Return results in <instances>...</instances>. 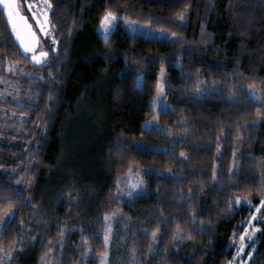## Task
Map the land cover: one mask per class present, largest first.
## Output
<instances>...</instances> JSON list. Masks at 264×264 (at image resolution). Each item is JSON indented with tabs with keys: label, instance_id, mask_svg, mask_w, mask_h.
<instances>
[{
	"label": "trees",
	"instance_id": "16d2710c",
	"mask_svg": "<svg viewBox=\"0 0 264 264\" xmlns=\"http://www.w3.org/2000/svg\"><path fill=\"white\" fill-rule=\"evenodd\" d=\"M49 2L59 59L54 67L32 65L44 81L51 73L58 84L4 72L7 62L29 60L10 41L0 8V88L8 98L4 105L23 114L0 123V213L17 212L0 243L11 248L13 241L35 237L13 253L16 264H99L108 195L121 164L134 162L150 190L121 207L131 220L128 241L143 263L228 264L233 232L243 230L264 196V119L253 126L259 105L247 90L264 94V3ZM185 10L186 19L178 21ZM108 11L176 37L131 34L119 21L105 42L96 26ZM161 68L172 109L160 119L171 126L184 119V139L167 140L142 126L153 111L150 97ZM201 81L216 90L198 94ZM260 111L264 116V107ZM164 142L174 149L151 147ZM234 194L249 196L250 205L229 212ZM154 233L158 245L151 251ZM255 240L248 264H264V225Z\"/></svg>",
	"mask_w": 264,
	"mask_h": 264
},
{
	"label": "rangeland",
	"instance_id": "374dc122",
	"mask_svg": "<svg viewBox=\"0 0 264 264\" xmlns=\"http://www.w3.org/2000/svg\"><path fill=\"white\" fill-rule=\"evenodd\" d=\"M21 10L25 11L23 4L21 3ZM185 11L181 13H185ZM118 19L114 22V24L121 21L123 28L131 34H137V35H143V36H149V37H155V38H167V39H174L176 35H173L174 32L161 29V28H154L149 23L140 22L134 19H131L129 17L119 16L115 14ZM186 19V15H185ZM100 23L97 24L96 30L101 32L100 29ZM52 39V38H51ZM46 42H43L40 44L39 47H43L45 50L47 46L53 47L51 41L49 38L45 40ZM29 60V59H28ZM15 65V71H9V67ZM21 69L23 71H21ZM4 72L10 75H16L20 74L23 76H37L41 77V73L37 71V69L30 63L27 62H7L4 67ZM166 73L164 70V93L162 96H160V101H163L165 105H168L169 108L167 111L172 109V104L170 100L167 97L166 92ZM161 81V69L158 72L157 76V82H156V88L155 92L150 97V103L152 105L153 111L152 114L143 120L142 126L147 129H151L154 131H157L159 133L165 134L167 140L172 139H184L186 136V131L188 124L187 122L182 118H176L175 121L177 124L174 126H171L169 122H165L160 119V114L163 112L161 109V105L159 102H156L157 98V84ZM201 92L198 94H202L206 91L208 92H214L216 90L214 84L201 81L200 86L198 87ZM248 92H257L261 93L260 89H247ZM8 100L6 95L4 94L3 90L0 88V123L5 122L6 124L14 123L16 122V119H20L23 115L21 112L9 108L4 103ZM155 117V119H154ZM151 147L155 149H174V147L167 142L164 143H155L152 144ZM180 154L184 152H179ZM185 156V154L183 155ZM32 169L31 162H28L26 170ZM31 176L25 175L23 177L24 181L30 182ZM133 185H137L135 189H133ZM150 188L146 184V178L142 173L141 168L134 162H126L122 163L120 168L118 169L116 176H115V184L113 189L111 190L110 194L108 195V205H107V211L105 213L104 218L110 217L109 220H105L104 225V231L102 233V239L104 241L105 235H108V242L105 244L104 242V249L97 253L96 257L98 259L99 264H101V255L105 252L107 253V264H144L143 261L140 259L139 252L136 249L135 244H131L128 239L130 236V230H131V220L128 215H126L122 210V203L127 199L135 198L139 195H147L149 193ZM128 192H133V196L129 197L127 195ZM247 198L250 201V197L243 194H234L232 197V200L234 198ZM264 200V196L262 197L261 201ZM260 201V202H261ZM260 208V211L257 212L256 209ZM12 210V209H11ZM4 212L0 213V217H3ZM253 215H256L258 217H264V208L260 207V203L254 207L253 212L246 218L243 222V230L241 232H233L231 239L229 241V245L233 247L234 253L231 258V260L228 262V264H231L233 261V257L237 256V247L233 246L232 241L234 239H238L240 235L243 234L244 229L248 228V224L246 223L249 218ZM253 225L255 227L262 229V226L264 225V221L258 222L256 220L252 221ZM110 227L111 231L108 232L107 229ZM249 231H251V228H249ZM258 233V232H257ZM256 233V236H257ZM256 239V237H255ZM158 241L156 238H152L150 243V249L155 250L157 248ZM255 248V245L253 246ZM10 247H5L2 243H0V250L2 251H9ZM90 249V247H88ZM87 249V251H88ZM154 252V251H153ZM252 252L251 247H246L244 250V253L240 258L237 259L236 264H243L244 260L248 261V253ZM90 254V253H89ZM114 255V257H112ZM114 258V260H112ZM49 264V263H48Z\"/></svg>",
	"mask_w": 264,
	"mask_h": 264
},
{
	"label": "snow or ice",
	"instance_id": "6c2138e0",
	"mask_svg": "<svg viewBox=\"0 0 264 264\" xmlns=\"http://www.w3.org/2000/svg\"><path fill=\"white\" fill-rule=\"evenodd\" d=\"M260 2L264 3V0H260ZM0 6L3 7L7 11V18H8V24L10 25V34L9 39L11 41L12 36L15 37V41L13 42H19V49H22V55L25 56L26 59H29L30 63L36 65V66H49L54 67L55 62L59 59V56L56 54L57 49L54 47L58 43V41L55 39V25H49L51 22L48 19V13L52 12V4L49 2V0H41L39 4H30L28 5V10L32 12V16L35 19L37 25L39 26V31L44 35L51 37V43L53 47H51L50 51L52 52V56L49 55L48 51H45L43 47H39L40 45V38L36 36V33L31 30L32 26L30 24H27V18L20 16L21 11V4L20 0H0ZM35 9V11H33ZM185 13H180L177 16L178 21H184L185 20ZM16 17H19L20 20H23L27 29H28V37L29 39H25L21 34V29L18 27L16 22ZM118 19V17L112 12L108 11L104 14L101 23H100V29L101 35L105 42H107L108 35L113 31L115 24L114 22ZM175 35V33H173ZM3 45V37H0V46ZM28 54H31L30 56ZM3 57H0V60H2ZM9 71H15V65H12L8 69ZM21 71H23L21 69ZM42 81H44L43 77H39ZM164 69L161 68V81L157 84V98L156 102H159L161 105V109L163 111H167L169 106L165 105L163 101H160V96L164 93ZM45 83H51V84H58L59 81L56 79V77L52 76L51 73H49V78L47 81H44ZM141 80H138V85L141 83ZM197 93H200L201 90L199 88L196 89ZM250 102L259 105L257 107V121L253 122V126L261 123L262 119H264V116H262V113L260 111L261 107H264V94H260L257 92H249L248 93ZM54 99L53 95H49V100ZM38 111V109H37ZM50 111V109H49ZM155 119V117H154ZM39 126V125H37ZM219 151V149H218ZM183 156L184 154L181 153ZM213 179H215V175L213 176ZM19 183V181L17 182ZM133 189L138 187L137 185L132 186ZM18 194H19V190ZM127 195L129 197L133 196V192H128ZM27 199V198H26ZM249 204L250 201L247 198H234L233 200L229 201V209L228 211L231 212L234 207L240 206L241 204ZM260 207L264 208V200L260 202ZM257 212L260 211V208L256 209ZM17 215L16 211H13L11 209H7L4 211L3 217H0V240L4 238L5 235L8 234V229L11 227L13 223H15V217ZM105 220H109L110 217H105ZM256 220L258 222L264 221V217H258L256 215H253L249 218V220L246 222L248 224V228L244 229V232L242 235L238 237V239H234L232 241L233 246L237 247V256L233 257V261L231 264H236L237 259L242 256L244 253V250L246 247H251L252 251H255V248L253 247L256 240V233L260 232L261 229L255 227L253 225L252 221ZM23 223V222H21ZM249 228H251V231H249ZM108 232L111 231L110 227L107 229ZM61 236H63V231L60 233ZM155 238V233L153 234ZM35 237H29L27 239H20L18 241H13L11 244V249L9 251H2L0 250V264H16L17 257L13 255L15 252H23L24 248H26L31 240H34ZM104 242L107 244L108 242V235H105ZM51 243V242H49ZM92 252V249H88L87 252H85V257L89 256V253ZM49 253H45L44 257H41L42 261L45 260L48 257ZM252 252L248 253V259H251ZM101 264H107V253L101 255ZM243 264H248L247 260L243 261Z\"/></svg>",
	"mask_w": 264,
	"mask_h": 264
},
{
	"label": "water",
	"instance_id": "95a60500",
	"mask_svg": "<svg viewBox=\"0 0 264 264\" xmlns=\"http://www.w3.org/2000/svg\"><path fill=\"white\" fill-rule=\"evenodd\" d=\"M0 8H1L3 14H4V17H5V19H6V22H7L8 28H9V30H10V25L8 24V18H7V11H6L5 9H3L2 6H0ZM49 14H50V12L48 13V19H49ZM20 16H23V17H26V18H27V24H30V25L32 26L31 30L34 31V32L36 33V36H37L38 38H40V36L43 37V38H45V36H44L40 31L37 32V30L33 27L31 21L29 20L28 16H27L25 13H23L22 11H20ZM15 19H16V22H17L18 27L21 29V34H22V36H23L26 40L29 39V37H28V29H27V27H26L24 21H23V20H20L19 17H16ZM49 27H50V25H49ZM38 28H39V26H38ZM12 38H13V40L15 41V37L12 36ZM15 44H16V45L18 46V48H19V42H15ZM38 47H39V46H38ZM38 49H39V48H38ZM20 51L22 52V49H20ZM45 51H47V50H45ZM28 55L30 56L31 54H28Z\"/></svg>",
	"mask_w": 264,
	"mask_h": 264
},
{
	"label": "flooded vegetation",
	"instance_id": "af4514ba",
	"mask_svg": "<svg viewBox=\"0 0 264 264\" xmlns=\"http://www.w3.org/2000/svg\"><path fill=\"white\" fill-rule=\"evenodd\" d=\"M40 2H41V0H21V3L23 4V7L25 9V11H22V10L21 11L28 16L29 20L31 21L33 27L37 30V32L39 31L38 25L32 16V12L28 10L27 6L30 4H39ZM33 11H35V9H33ZM49 21H50V14H49ZM50 27H51V24H50ZM47 38H49V40L51 41V37L45 36V38H43L40 36V44L43 43L44 40H46ZM45 50H47L49 52L48 48H46ZM49 54H50V52H49Z\"/></svg>",
	"mask_w": 264,
	"mask_h": 264
}]
</instances>
